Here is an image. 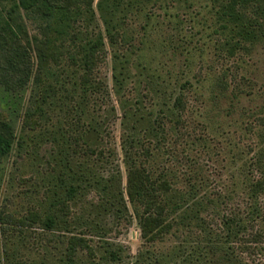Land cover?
<instances>
[{
  "label": "rangeland",
  "instance_id": "1",
  "mask_svg": "<svg viewBox=\"0 0 264 264\" xmlns=\"http://www.w3.org/2000/svg\"><path fill=\"white\" fill-rule=\"evenodd\" d=\"M8 4L0 2L1 14ZM210 5V0H174L168 6L144 0L128 8L123 29L129 44L118 51L122 83L112 79L113 51L105 44L107 59L97 70L96 88H84L78 79L72 84L74 68L65 62L66 90L40 101L39 114L31 82L14 91L0 84V112L16 132L11 151L0 160V214L19 220L37 214L25 227L0 224V264H67L69 235L88 245L78 249L75 264H227L228 244L218 240L220 221L212 222L205 210L199 213L205 221L181 222L176 216L163 240L148 243L125 192L124 152L132 143V151L149 146L145 165L155 176L168 177L174 189L211 199L205 203L217 213L246 209L257 142L246 125L254 131L264 121V40L248 54L222 59ZM90 27L103 31L98 15ZM185 81L190 84L182 87ZM180 92L182 111L172 107ZM91 144L95 152L86 153ZM71 177L79 189L61 211L55 202ZM46 214H55L57 222L48 231L39 221ZM228 255L233 264H264V248L253 259Z\"/></svg>",
  "mask_w": 264,
  "mask_h": 264
},
{
  "label": "trees",
  "instance_id": "2",
  "mask_svg": "<svg viewBox=\"0 0 264 264\" xmlns=\"http://www.w3.org/2000/svg\"><path fill=\"white\" fill-rule=\"evenodd\" d=\"M7 1L9 4L4 8L5 14L0 13V84L14 91L31 82L34 89L32 96L38 102L35 113L39 114L41 110L40 101L46 103L48 99L60 94L57 91L66 90L64 74L67 76L68 73L64 67L65 62L74 68L71 72L74 79L72 84H76L78 79L79 85L84 88L95 89L98 84L95 80L97 70L107 59L105 44L113 51L112 79L117 84L122 83L124 66L118 69V51L127 48L129 44L124 39V21L128 17V8L137 9L144 0ZM162 1L168 6L174 0ZM210 4L215 15L212 33L216 36V49L222 59L235 58L242 52L248 54L256 44L264 40V0H210ZM96 15L103 31H94L90 27ZM189 84V81H185L181 86L187 87ZM222 84L221 90L226 91L227 82ZM70 93L68 97L75 103ZM64 95L67 96V93ZM73 106L76 108V105ZM184 106L185 97L180 92L173 98L172 107L182 111ZM25 113L29 115L28 110ZM159 120L162 121V117ZM246 129L257 137V142L249 161L251 177L246 181V209L241 212L227 207L217 213L214 207L209 208L207 205L212 203L211 199H198L197 195L188 191L174 189L168 177L155 176L145 165L150 155L149 146H143L140 151H132L130 143V149L124 152L125 192L137 219L140 236L145 242L163 240L176 223V216L181 222L192 218L205 221L199 215L200 211L205 210L212 222L220 221L223 235L219 237L216 234V237H219L220 244H228L224 255L227 264H233L229 262V253L233 257L243 255L253 259L256 250L264 248V212L261 204L264 199V121L254 131L248 125ZM15 140L14 125L0 112V160L11 151ZM94 152L93 144L86 146V153ZM73 175H77V172L73 171ZM71 178L64 194L61 197L58 195L55 202L61 211L67 208V202L79 189L75 178ZM35 218L37 214L19 220L13 214L3 212L0 214V224L9 222L17 227H25L27 220ZM39 221L47 231L52 230L57 223L55 214H46ZM45 235L49 237L47 233ZM48 239L53 240L50 237ZM65 239L66 263L75 264L78 249L88 248V245L78 235H69ZM55 240L61 242L58 238ZM229 246L232 250H229ZM109 254L111 258H117L116 252L110 251Z\"/></svg>",
  "mask_w": 264,
  "mask_h": 264
}]
</instances>
